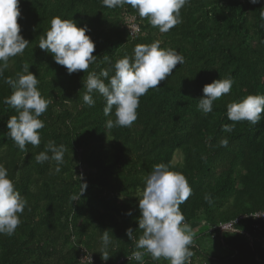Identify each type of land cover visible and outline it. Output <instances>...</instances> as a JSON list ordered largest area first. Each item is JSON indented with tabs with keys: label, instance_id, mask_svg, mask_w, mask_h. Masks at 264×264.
Returning <instances> with one entry per match:
<instances>
[{
	"label": "trees",
	"instance_id": "1",
	"mask_svg": "<svg viewBox=\"0 0 264 264\" xmlns=\"http://www.w3.org/2000/svg\"><path fill=\"white\" fill-rule=\"evenodd\" d=\"M19 8L20 35L29 45L23 55L10 58L0 77V164L27 205L15 233L0 235V264H83L79 257L84 251L91 264H138L128 259L142 235L138 200L146 176L160 163L183 174L192 189L180 210L193 230L205 224L214 237L211 229L219 223L264 211V113L256 125L241 121L231 132L222 130L234 123L227 118L229 103L264 94V0H190L180 10L183 22L164 34L130 6L108 9L101 0H19ZM55 16L89 29L86 35L95 43L92 55L97 59L86 72L68 74L38 47ZM126 18L140 28L136 39L128 35ZM155 40L185 62L140 97L131 127L107 129L114 110L104 115L105 101L98 93H93V107L82 99L89 72L99 74L118 59L132 57L136 45ZM25 63L37 77L41 95L52 102L39 117L45 122L39 146L28 144L21 152L7 135V121L18 113L4 103L13 91L4 78L16 79ZM226 78L234 81L230 93L214 101L211 113L202 114L198 99L203 86ZM225 138L226 147L220 143ZM49 141L67 149L59 173L54 172L55 161L35 160ZM176 153L181 162L173 164ZM85 182L84 194L72 202ZM236 227L240 234L220 238L228 251L223 258L204 254L198 242L207 233L197 234L191 264H259L250 222ZM128 228L133 229L132 240L125 235ZM105 230L113 237L107 261L100 239ZM242 234L251 237L252 248L247 241L238 246L237 238L246 240ZM144 264L168 262L146 254Z\"/></svg>",
	"mask_w": 264,
	"mask_h": 264
},
{
	"label": "clouds",
	"instance_id": "2",
	"mask_svg": "<svg viewBox=\"0 0 264 264\" xmlns=\"http://www.w3.org/2000/svg\"><path fill=\"white\" fill-rule=\"evenodd\" d=\"M249 2L257 4L260 0ZM189 3L190 0H101V4L108 9L130 6L139 18L147 19L161 34L168 33L183 22L180 10ZM20 16L19 0H0V77H4L10 58L23 55L29 45L20 35L21 28L17 23ZM88 31L87 26L77 27L73 20L55 16L50 21V29L46 35L40 38L38 47L52 54L55 63L64 66L68 74L86 72L97 59L92 55L95 43L86 35ZM135 31H140L138 25L135 26ZM133 53L132 57L126 55L118 59L114 65L102 69L99 74L89 72L84 83V104L89 107L95 105V92L105 101V116L112 115L114 110L115 119L106 122V128L109 130L113 127H131L137 120L136 110L140 97L147 94L149 89L157 88L173 73L177 65L185 62L184 57L177 51L162 48L160 40L151 44H138ZM104 59L107 61L108 57L105 56ZM29 67L25 63L22 72L16 74V79L4 78V83L13 89L12 94L4 99V103L18 113L8 119L7 135L21 152L27 151L28 144L39 146V130L45 127V122L39 117L52 102L41 95L37 87L39 81L29 72ZM233 83L231 78H226L203 86V96L198 99V109L202 114L211 113L214 101L230 93ZM261 113H264V94L248 95L239 102L229 103L227 118L234 123L224 125L222 130L231 132L235 123L241 121L256 125L262 118ZM220 143L226 147L228 140L222 139ZM66 151L63 144L57 145L55 141H49L45 151L37 154L35 160L38 164L55 161L54 172L59 173ZM86 188V182L80 184L79 194L70 198L72 202L79 200ZM191 195L192 189L183 174L169 170L163 163L153 166L145 178V187L138 200V226L142 235L136 241V250L128 259L144 264L147 254L154 261L163 259L168 264H191L195 232L185 222L180 210V205ZM205 201L211 203V198L206 195ZM26 205V199L9 179L8 170L0 164V235L12 236L15 233L21 224L20 216ZM126 215H131V212ZM253 217H264V214L257 213ZM222 229H236L235 219ZM109 233V230H105L100 237L104 261L110 258L108 248L113 237ZM133 234V229H126L125 235L129 240L134 239ZM88 260L91 264L90 256Z\"/></svg>",
	"mask_w": 264,
	"mask_h": 264
},
{
	"label": "built area",
	"instance_id": "3",
	"mask_svg": "<svg viewBox=\"0 0 264 264\" xmlns=\"http://www.w3.org/2000/svg\"><path fill=\"white\" fill-rule=\"evenodd\" d=\"M125 25H126L125 28H126V30L128 32V35H129L130 39H136L137 36L139 35V32H140V31L139 32L135 31V26H137V24L134 23L133 19L126 18L125 19ZM257 213L264 214V211H259V212H256V213L249 214L248 216H240V217L236 218L235 219V227L238 225V223L240 221L247 220L251 224L252 234L260 233L261 230H262V226L264 225V217H253ZM230 222L231 221L226 222V223H219L214 228H212L211 231L213 230V232H215L219 237H221L225 233H234V231H238L237 227L234 230H226L225 231L224 229H222L226 225H229ZM235 233H241V232L238 231V232H235ZM249 243H250V245H252V239H251L250 236H249ZM88 256L89 255L86 254V252L84 251L83 254H81V257H79V261H81V263H83V264L90 263L89 260H88Z\"/></svg>",
	"mask_w": 264,
	"mask_h": 264
},
{
	"label": "rangeland",
	"instance_id": "4",
	"mask_svg": "<svg viewBox=\"0 0 264 264\" xmlns=\"http://www.w3.org/2000/svg\"><path fill=\"white\" fill-rule=\"evenodd\" d=\"M180 160H181L180 154L176 153V155L174 156V158L172 160V163L178 164L181 162ZM206 230H207V228L205 227V224L202 227L197 226L194 229V232H195L194 237H196L197 234H200V233H205V232L207 233V236L199 239L198 243H199V247H200L201 251L208 256L211 255V256H214L217 258H223L224 256L228 255V251L222 246V241L220 240V237L219 236L218 237L217 236L212 237V234L208 235V232ZM246 240L243 239V241H241L240 238L239 239L237 238L238 246H239V244L244 245Z\"/></svg>",
	"mask_w": 264,
	"mask_h": 264
},
{
	"label": "crops",
	"instance_id": "5",
	"mask_svg": "<svg viewBox=\"0 0 264 264\" xmlns=\"http://www.w3.org/2000/svg\"><path fill=\"white\" fill-rule=\"evenodd\" d=\"M245 230V229H243ZM244 233V232H243ZM229 233H225L223 234L221 237L223 236H227ZM240 234V233H238ZM230 235V234H229ZM244 236H247L246 240L247 243L249 242V236L247 234H242ZM255 238H253V246H254V250L256 252V262L259 263V264H264V226H263V231H261L260 233L258 234H253ZM218 237V235H217ZM220 237V238H221ZM249 246L252 248V245H250L249 243Z\"/></svg>",
	"mask_w": 264,
	"mask_h": 264
}]
</instances>
